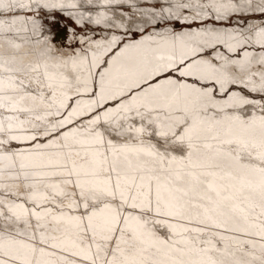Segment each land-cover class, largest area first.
<instances>
[{
  "label": "snow or ice",
  "instance_id": "snow-or-ice-1",
  "mask_svg": "<svg viewBox=\"0 0 264 264\" xmlns=\"http://www.w3.org/2000/svg\"><path fill=\"white\" fill-rule=\"evenodd\" d=\"M41 7L57 5L0 0V17ZM254 12L264 15V0H175L158 17L169 25L161 36V47L168 53L150 56L155 50L142 47L143 41L125 45L118 58L132 67L123 70V84L113 89L112 80L120 77H112L109 67L99 75L97 92L87 69V77L75 79L77 98L71 106L67 89L73 83L68 76L50 72L47 64L24 67L15 66V57L11 64L0 59V264H264V114L250 119L225 115L213 121L203 115L219 103L209 84L219 85V92L242 84L250 92L264 94V26L248 24L246 15ZM20 19L0 18V37L7 39ZM234 20L235 27L215 26ZM100 22L98 17L96 23ZM149 22L157 24V19ZM176 26L189 30L176 32ZM116 40L113 37L109 47ZM218 46L229 53L257 46L260 51L245 50L241 59H231ZM131 52L140 55H126ZM96 63L93 53L92 67ZM72 66L76 67L75 60ZM166 72L204 83L197 87L168 78L149 84L115 108L95 111ZM33 84L35 90L29 91ZM87 94L89 99L80 98ZM26 100L32 104L26 106ZM246 104L260 105L264 113V103L237 92L229 93L221 110ZM85 116L89 118L82 124L60 132L47 144L37 143L29 151L7 148L11 141H34ZM49 117H56L55 122L50 123ZM130 120L140 124L134 126ZM101 124L116 136L131 131L142 136L148 126L154 131L147 134L159 138L161 146H145L142 140L118 145L105 139L96 127ZM29 129L30 134H18ZM49 148L65 151L50 153ZM81 149L79 166L75 160L61 164L54 159L80 156ZM185 149V155L173 154ZM53 165V170H43ZM58 175L66 177L63 184L79 191L65 192L60 183H51L48 194L30 182V177ZM21 178L25 192L18 202L20 186L9 181ZM57 198L67 199L70 210L82 206L85 215L66 216L63 211L57 215L52 207L37 210L49 201L62 209ZM61 223L76 230V239L46 235L50 224ZM158 228H166L168 235H159ZM85 236L89 243L76 242Z\"/></svg>",
  "mask_w": 264,
  "mask_h": 264
},
{
  "label": "bare ground",
  "instance_id": "bare-ground-1",
  "mask_svg": "<svg viewBox=\"0 0 264 264\" xmlns=\"http://www.w3.org/2000/svg\"><path fill=\"white\" fill-rule=\"evenodd\" d=\"M144 0H113L111 3L105 4V0H90L89 3L86 4L85 0H43V2L49 4H55L60 10L63 12L65 11L67 14L71 15L76 22L82 25L90 24L91 29L86 32H80L75 26H70L69 32L67 36H64V33L60 31H51L48 27L41 24V20L37 19L36 16L22 14L25 9H17L13 13L0 18H7L10 19L11 16H18L21 19L18 20L16 24V29L8 34V38L4 39L0 37V59H9L10 64L12 63L11 58L15 57V66H24L27 67L29 65L35 66L39 65H48V70L50 72H55L58 75H66L73 83V88L67 89L72 94V97H75L73 100H69V106L73 105L75 99L77 98L75 94V79L77 76L81 78L87 77V69H91L92 79L94 81L93 87L98 92L99 91V75L104 72L105 69L111 67L112 77L119 76V79L112 80V87L115 89L117 84H123V76L122 72L125 68L132 67L127 60L123 58H118V53L121 49L124 48L125 45L129 44H138L140 42H144L142 47L151 48L155 51L150 53L149 55H158V54H167L168 49L161 47L163 41L161 40V36L165 34L166 29L169 27L167 26H160V16L163 9H166L169 5L163 6V9H159L157 11L153 8H143L140 7L138 4L139 2ZM125 3H130L137 11H140V18H135L130 15V13L126 12L120 6L124 5ZM167 3V1H166ZM170 3V1L168 2ZM77 5L76 7H71V5ZM59 5H63V7H59ZM172 5V4H170ZM92 7V8H86ZM54 8V7H50ZM48 8V9H50ZM58 9V10H59ZM19 12L21 14H15ZM64 12V13H65ZM134 12V11H133ZM143 12H146L144 14ZM153 13H156V17H153ZM133 14V13H132ZM184 14V13H183ZM189 15V14H188ZM191 16V15H190ZM101 18L100 23H96L97 18ZM137 17V16H136ZM157 19V24H153V27L148 31V25L152 24L149 21L152 19ZM35 21V23H33ZM250 25L256 26H264L262 25L261 19H252L250 21ZM101 28L99 29V27ZM202 26V25H201ZM218 28H230L235 26H228V25H215ZM197 27L195 25L192 27L194 30ZM98 28L97 30H95ZM134 29H138L142 32L143 35L139 36L138 38L128 39L123 42L124 37L126 34L129 33V37L132 36L131 31ZM188 28H183L177 32H185L188 31ZM113 37H116V43L109 47V42L112 40ZM151 37L152 39H148ZM14 45H19V47H14ZM219 48V47H218ZM107 49V51H105ZM249 51L258 53L260 51L259 47L255 48H246V49H239L236 52H227L222 51L219 48V51L223 52L225 55L229 56L231 59H241L243 51ZM95 53L97 56V63L95 67H92V54ZM127 56H139V53L131 52L126 54ZM207 53H205V56ZM76 61V67L73 68V61ZM85 61L84 64H81L80 61ZM115 60V63L113 62ZM55 65H59V67H55ZM157 77V78H156ZM150 78L147 83H142L139 87H134L130 91H126L123 96H117L114 100H108L103 108H115L121 100H128L133 94L141 91L142 89L148 87L149 84L154 85L159 83L165 79L171 78L177 82H183L186 84H195L197 87L203 86L204 82L197 81L194 77H187L180 78L177 75L166 72L162 73L159 76ZM105 83H108V76L105 77ZM35 84L29 87V91L35 90ZM209 87H213L214 91L212 93V98L214 101L219 102L216 107L209 106L205 112L203 113L204 116L207 117L209 121L213 120H222L225 115H239L242 119H250L253 115L259 117L262 113L260 105H252L246 104L241 107L232 109V108H223V101H225L231 92H237L241 95L247 96L249 99L258 100L264 103V94L259 92H250L248 89L244 87V85H228V87L223 91L219 92L216 89L219 88V85H211ZM91 94L83 95L81 99H89ZM26 106H30L32 104L31 100H26ZM101 108H97V112H102ZM22 118H25L24 114H22ZM82 119V120H80ZM88 117H81L78 120H74L76 124L73 122L70 126L66 127L65 129H59L58 132H53L48 136L38 135L36 140H19L16 142H20L22 145L16 147V145H12L11 141L7 148L16 151H29L34 149V146L39 144H47L50 140L55 139L60 132L67 131L73 126L77 124H82L86 121ZM56 117H49V122L54 123ZM129 124L134 126H138L140 124L139 120H130L128 121ZM44 125L41 124V127ZM26 128L29 126H25ZM98 130L103 131L105 134V139H112L114 143L120 145L124 143L128 144H137L138 140H142L145 146L149 144L156 145L157 148L161 146V141L155 139V136H149L147 134L148 131H154V129L146 126V132L142 136L137 134L135 131L126 132L123 136H116L114 133L109 134L106 131V125H98L96 126ZM178 130V129H177ZM36 131H39L37 129ZM31 129L29 132L25 133H18L21 135L30 134ZM157 138V137H156ZM75 148L79 149L80 146L75 145ZM50 153H55L57 151L63 152L65 150L62 149H54L49 148L47 149ZM80 156L75 155L73 153L71 158L66 156L54 157V159H59L61 164L68 163L70 164L72 160H75L77 165L79 166L82 163V158L84 156V152L81 149ZM174 155L181 156L186 154V149L184 151H175ZM195 156V154H194ZM56 167V165L51 166L50 168L43 169L44 171H51ZM66 179L65 176H54V177H44V178H34L30 177V182H35L36 190L39 192H47L48 194L52 193V189L47 187L48 184L51 183H60V187L64 189L65 192H78L79 189H75L72 185H65L62 181ZM210 179V178H209ZM10 184H19L18 191L21 193V196L15 198L18 202L23 200V194L25 192L23 186V180L21 178L20 181H9ZM9 199H13V197H9ZM63 202V208L57 209L56 206L53 205L51 201L46 202L44 205L38 207L37 210H42L43 207H52L55 214L59 215L60 211L66 216H84L85 213L82 211H78V207L74 210H70L67 208V199L65 198H57L56 203ZM56 205V204H55ZM31 206V205H29ZM51 217H49V221ZM33 223L35 220L33 218ZM194 226V225H190ZM55 229V230H54ZM159 230V229H158ZM168 231V230H167ZM165 234V233H164ZM46 235L51 238L53 236L63 239L65 237H71L76 239V230L71 228L70 226L61 223L57 224H50V226L46 229ZM190 236L195 237L194 233H190ZM206 236L200 237V239H205ZM78 244L86 245L89 243L88 237L85 236L83 239H77L76 241Z\"/></svg>",
  "mask_w": 264,
  "mask_h": 264
},
{
  "label": "rangeland",
  "instance_id": "rangeland-1",
  "mask_svg": "<svg viewBox=\"0 0 264 264\" xmlns=\"http://www.w3.org/2000/svg\"><path fill=\"white\" fill-rule=\"evenodd\" d=\"M167 1V3H166ZM170 1V3H168ZM203 2V0H202ZM175 3V0H144L139 2L138 4L140 5V7L143 8H153L156 9L157 11H159V9H163V6L173 4ZM124 4V3H123ZM168 6V7H169ZM122 9H124L126 12L130 13L131 16L135 17V18H140V11H137L133 6H131L130 3H125L123 6H120ZM167 7V8H168ZM86 8H92V7H86ZM59 8H43L41 7L39 10H33V11H29L27 9H25L23 12H21L22 14H27V15H32V16H36L37 19L41 20V24L46 27H48L49 29H51V31L55 32V31H60L61 33H64V36L68 35L70 26H75L80 32H86L89 29H91V25L90 24H86V25H82L79 24L78 22H76V20L69 14H67L65 11V13L62 10H58ZM134 11V12H133ZM19 12H16L15 14H21ZM133 13V14H132ZM144 14H146V12H143ZM184 15H188L189 16L192 14L190 10H184ZM248 17V24H250V21L252 19H261L262 21V25H264V15H262L259 12H254V13H247L246 14ZM137 16V17H136ZM217 24L220 25H228V26H235L236 22L235 20L229 24L226 22H217ZM196 24H193L192 27H194ZM160 26H167L166 24L163 23V21H160ZM153 27V24L148 25L147 30L149 31L151 28ZM101 28V26L99 27V29ZM183 28H188L187 26H176L175 31H179ZM98 28H96L95 30H97ZM129 33L126 34V37H124L123 42H125L128 39H132V38H138L139 36L143 35L142 32L138 29H134L133 31H131L132 36L129 37ZM139 35V36H138ZM219 48L222 49V51H226L222 46H218ZM207 51H212L211 49H208ZM175 75H177L178 77L179 74L176 72H171ZM157 78V77H156ZM180 78H186L187 77H180ZM75 97H72V100ZM104 108H101L100 110H103ZM66 111V110H65ZM96 111V110H95ZM87 117V116H86ZM89 118V117H88ZM82 120V119H80ZM76 124V122H74ZM71 125V124H70ZM70 125H66L63 129H65L66 127L70 126ZM58 132V131H57ZM155 139L159 140V138ZM12 145H16V147L22 145L20 142H16L13 141ZM54 206H56L55 204H53ZM78 211H82L84 213V210L81 208L77 209ZM158 234L162 235V236H167L168 235V231L166 228H158ZM165 233V234H164Z\"/></svg>",
  "mask_w": 264,
  "mask_h": 264
}]
</instances>
